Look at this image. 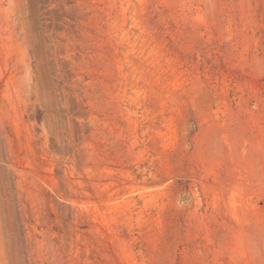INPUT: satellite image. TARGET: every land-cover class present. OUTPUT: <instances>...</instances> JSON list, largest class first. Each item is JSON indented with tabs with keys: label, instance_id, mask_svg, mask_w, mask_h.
<instances>
[{
	"label": "rangeland",
	"instance_id": "obj_1",
	"mask_svg": "<svg viewBox=\"0 0 264 264\" xmlns=\"http://www.w3.org/2000/svg\"><path fill=\"white\" fill-rule=\"evenodd\" d=\"M0 264H264V0H0Z\"/></svg>",
	"mask_w": 264,
	"mask_h": 264
}]
</instances>
